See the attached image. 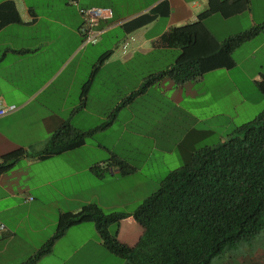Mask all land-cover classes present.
<instances>
[{
  "label": "crops",
  "instance_id": "1",
  "mask_svg": "<svg viewBox=\"0 0 264 264\" xmlns=\"http://www.w3.org/2000/svg\"><path fill=\"white\" fill-rule=\"evenodd\" d=\"M13 1L21 20L0 28V99L18 108L0 117V163L5 154L19 148L27 154L0 175V223L5 225L0 229V264L27 262L55 234L63 212H78L87 204L115 212L116 207H123L120 201L128 202L122 198L114 201L110 194L105 202L101 194L90 195V190L107 178L113 182L128 177L118 166L110 165L114 154L139 174L140 166L107 147V142L135 146L142 141L143 150L176 152L185 163L192 151L215 145L208 143L216 134L209 119L223 111L214 94L217 87L213 79L221 76L234 81L235 72L240 81L254 80L255 90H259L257 81L264 74L259 66L249 75V63L261 62L264 51L261 31L233 52V68H216L182 84L167 75L123 104L149 76L175 64L180 48L159 45V38L172 27L197 21L208 0ZM92 6L110 7L114 15L100 22L98 41L85 44L79 31L81 10ZM155 7L160 14L153 21L135 29L126 24ZM217 15H210L205 23L224 40L263 23L264 0H251L249 10L240 14L220 15L224 22L246 20L241 28L224 36L210 26L211 21L219 20ZM126 41L129 49L123 53ZM113 112L116 116L110 125L80 146L43 154L47 141L62 124L87 131L102 126ZM230 122H225L226 127ZM97 167L102 168L101 175ZM149 189L153 190L151 184ZM148 195L139 196L140 201L130 200L137 207ZM123 224L135 231L140 226L132 216L121 220L117 235L121 240ZM137 239L129 245H135ZM100 255L106 257L107 250L96 226L82 223L67 229L35 264H98Z\"/></svg>",
  "mask_w": 264,
  "mask_h": 264
},
{
  "label": "trees",
  "instance_id": "2",
  "mask_svg": "<svg viewBox=\"0 0 264 264\" xmlns=\"http://www.w3.org/2000/svg\"><path fill=\"white\" fill-rule=\"evenodd\" d=\"M250 5L251 0H208L207 9L197 21L167 30L158 44L180 48L175 64L149 76L123 104L167 75L182 84L216 68H233V52L264 31V22L219 40L205 20L215 13L231 17L249 10ZM159 14L155 7L126 24L139 28ZM20 20L15 1L0 3V28ZM257 87L264 98V74ZM115 116L113 112L102 126L87 131L77 130L70 123L62 124L47 141L43 154H59L80 146L89 136L110 125ZM25 154L24 148L5 154L0 175ZM111 160L110 165L118 166L123 175L136 171L115 154ZM101 170L96 168L100 175ZM129 216L143 228L134 246L109 230L112 224ZM82 223H93L106 250L121 257L124 264H212L214 260L215 264H224L232 261L231 254L243 255L235 261L243 264L256 250L250 255L242 252L250 246L258 249L255 245L264 230V110L236 127L221 142L192 151L182 166L163 176L157 190L134 211L106 212L97 204H87L78 212L61 213L55 234L24 264H35L52 250L67 229Z\"/></svg>",
  "mask_w": 264,
  "mask_h": 264
},
{
  "label": "rangeland",
  "instance_id": "3",
  "mask_svg": "<svg viewBox=\"0 0 264 264\" xmlns=\"http://www.w3.org/2000/svg\"><path fill=\"white\" fill-rule=\"evenodd\" d=\"M216 17H218L219 20L211 21L210 26L214 30L218 31L219 36H224L227 33L231 32V30H238L239 28H241V26H243V24H245L246 21L245 19H243L224 22L225 20H222V17L220 15H217ZM263 54L264 51L261 52V62L249 63V75H252L253 69H257L259 66H263L264 70ZM232 73L234 81H230L226 77L221 76L215 77L213 79L214 84H216L217 87L216 92L214 94L218 99L219 105L221 106L223 112L220 114V112L218 111L216 117L209 119V124L215 130L216 133L212 137H209V144H217L221 142V136H223L224 134H229L236 127H240L241 125L253 120L264 110V98L259 90H255V81H240L239 74L235 72ZM208 81L212 84L211 79H208ZM241 90L243 93L241 92ZM162 111L165 114L166 108ZM185 114L186 113L184 111L182 115L185 116ZM230 119L231 122L228 123L227 128L225 122L227 120L229 121ZM203 125L204 123H202V126ZM106 144L107 147H109L110 149H114L120 154L128 156V160H130L131 163L140 166V170L138 172L139 174L137 175H135V172L133 174H130V176L128 174V177L119 178L118 176L119 180H112L113 182H108L109 179L107 178L106 181L99 182V184L93 190H90V195H92L93 193L101 194L102 200L104 202L108 200L107 195L109 194L111 199H114V201L119 202V198L120 200L122 198V200L128 201H120L123 207H116L115 210H118L116 212L134 211L136 207L135 205H133V201L130 200L131 198H136L138 201H140L141 197L139 196H141L142 194H151V192L157 190V188L159 187L158 183L164 175L184 164L183 159H181L179 157V154H177L176 152L164 154V152L150 147L152 148V150L154 149V151H151L147 148L148 153H146L147 150H143L145 146L142 141L135 144V146H125L123 144L114 145V143L108 142ZM124 149H126V155L124 154ZM100 153L103 157H108L107 153H105L104 151H100ZM98 156H100V154H98ZM150 184L153 188L152 191H149ZM119 222L112 224L109 228L111 233H115L116 236L118 235V231H120V227L118 228ZM128 227V224H123L122 232L120 234L122 240H120L125 243L128 242L127 244L129 245L135 242L137 237L141 234H139L140 230L142 231V233L143 230L140 226H138L136 231L133 228H130L129 230ZM141 236L142 234L140 235V237H138L136 243L141 238ZM255 246L258 247V249H255V247L253 248L252 246H250V248H246V251L242 252L244 254L245 252H249L248 255H250L256 250L254 255L246 257V260L243 264H264V230L261 232V237L260 239H258V242ZM229 257L232 259V261H229L224 264H235L236 259L244 256H233V254H231L229 255ZM96 259L98 261V264H124V260L121 257L116 256L114 254H108V251L106 257L100 255ZM215 262L216 261L214 260L212 264H215Z\"/></svg>",
  "mask_w": 264,
  "mask_h": 264
},
{
  "label": "built area",
  "instance_id": "4",
  "mask_svg": "<svg viewBox=\"0 0 264 264\" xmlns=\"http://www.w3.org/2000/svg\"><path fill=\"white\" fill-rule=\"evenodd\" d=\"M83 16V24L80 26L79 31L83 38V43H96L102 33L99 24L102 20L113 17L114 12L110 7L92 6L81 10ZM129 41L122 45L123 53L128 52ZM18 108L16 104H8L0 99V117L15 111ZM5 225L0 223V229H4Z\"/></svg>",
  "mask_w": 264,
  "mask_h": 264
}]
</instances>
